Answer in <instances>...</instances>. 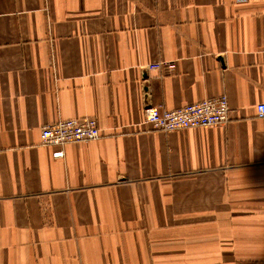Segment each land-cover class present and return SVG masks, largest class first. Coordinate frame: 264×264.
Returning <instances> with one entry per match:
<instances>
[{
    "label": "crops",
    "instance_id": "0c3cea01",
    "mask_svg": "<svg viewBox=\"0 0 264 264\" xmlns=\"http://www.w3.org/2000/svg\"><path fill=\"white\" fill-rule=\"evenodd\" d=\"M223 95L225 125L145 122ZM260 103L264 0H0V264H264Z\"/></svg>",
    "mask_w": 264,
    "mask_h": 264
},
{
    "label": "built area",
    "instance_id": "2783aa9c",
    "mask_svg": "<svg viewBox=\"0 0 264 264\" xmlns=\"http://www.w3.org/2000/svg\"><path fill=\"white\" fill-rule=\"evenodd\" d=\"M149 70H161L162 64H150ZM230 104L226 95L203 100L176 110L150 107L145 110V122L153 130L173 133L181 130L212 128L230 122ZM259 118H264V103L257 105ZM102 135L96 118H78L47 124L42 128L41 141L44 146L63 148L68 144L98 140ZM63 158L64 152L55 154Z\"/></svg>",
    "mask_w": 264,
    "mask_h": 264
}]
</instances>
